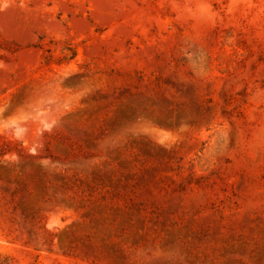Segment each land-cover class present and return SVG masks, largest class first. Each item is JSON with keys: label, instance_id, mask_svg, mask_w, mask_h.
<instances>
[{"label": "rangeland", "instance_id": "374dc122", "mask_svg": "<svg viewBox=\"0 0 264 264\" xmlns=\"http://www.w3.org/2000/svg\"><path fill=\"white\" fill-rule=\"evenodd\" d=\"M0 264H264V0H0Z\"/></svg>", "mask_w": 264, "mask_h": 264}]
</instances>
